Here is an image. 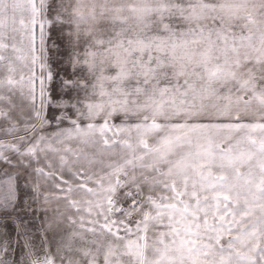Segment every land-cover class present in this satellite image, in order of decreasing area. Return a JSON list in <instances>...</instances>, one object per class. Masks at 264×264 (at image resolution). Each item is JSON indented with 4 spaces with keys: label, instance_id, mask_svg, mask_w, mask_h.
Masks as SVG:
<instances>
[{
    "label": "snow or ice",
    "instance_id": "obj_1",
    "mask_svg": "<svg viewBox=\"0 0 264 264\" xmlns=\"http://www.w3.org/2000/svg\"><path fill=\"white\" fill-rule=\"evenodd\" d=\"M0 264H264V0H0Z\"/></svg>",
    "mask_w": 264,
    "mask_h": 264
}]
</instances>
